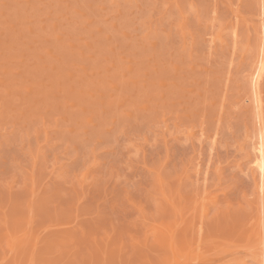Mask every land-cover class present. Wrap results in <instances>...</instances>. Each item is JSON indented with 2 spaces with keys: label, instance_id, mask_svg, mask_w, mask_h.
I'll return each instance as SVG.
<instances>
[{
  "label": "rangeland",
  "instance_id": "374dc122",
  "mask_svg": "<svg viewBox=\"0 0 264 264\" xmlns=\"http://www.w3.org/2000/svg\"><path fill=\"white\" fill-rule=\"evenodd\" d=\"M261 4L0 0V264H264Z\"/></svg>",
  "mask_w": 264,
  "mask_h": 264
},
{
  "label": "bare ground",
  "instance_id": "6f19581e",
  "mask_svg": "<svg viewBox=\"0 0 264 264\" xmlns=\"http://www.w3.org/2000/svg\"><path fill=\"white\" fill-rule=\"evenodd\" d=\"M261 16L264 18V0H262V4H261ZM262 30L264 31V23L261 25ZM262 32V31H261ZM263 35V34H262ZM261 49H260V54H259V58H258V64H257V68L256 70H254L252 77H251V82H252V86H253V96L258 104L259 107V102L261 100L260 98V94H261V89H260V83L263 77V73H264V43L261 42ZM251 86V87H252ZM258 118V120H257ZM256 118V120L262 124V117L261 114ZM256 121V122H257ZM263 129V126L260 125ZM262 133H264L263 131H261V133L259 134L258 141L256 142V146H255V150H256V157H255V163L257 165V169L259 171V176H260V190L262 192H264V172H261V162L264 161V156H261V135ZM264 195V194H263ZM263 218V217H262ZM190 255V254H188Z\"/></svg>",
  "mask_w": 264,
  "mask_h": 264
},
{
  "label": "snow or ice",
  "instance_id": "6c2138e0",
  "mask_svg": "<svg viewBox=\"0 0 264 264\" xmlns=\"http://www.w3.org/2000/svg\"><path fill=\"white\" fill-rule=\"evenodd\" d=\"M261 156H264V133L261 135ZM261 172H264V161L261 162Z\"/></svg>",
  "mask_w": 264,
  "mask_h": 264
}]
</instances>
